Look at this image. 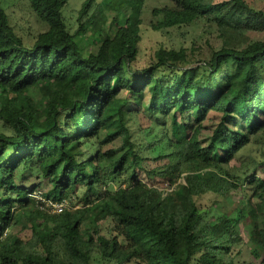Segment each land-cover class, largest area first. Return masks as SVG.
I'll use <instances>...</instances> for the list:
<instances>
[{"label":"trees","instance_id":"16d2710c","mask_svg":"<svg viewBox=\"0 0 264 264\" xmlns=\"http://www.w3.org/2000/svg\"><path fill=\"white\" fill-rule=\"evenodd\" d=\"M28 1L48 24L32 44L0 0V119L12 130H0V264H264V151L242 172L226 168L264 135V37L251 35L264 34V10L155 8L156 30L206 18L222 43L209 59L161 47L135 68L146 0H85L75 28L69 0ZM143 118L160 138L133 130ZM81 186V209L46 204ZM232 188L244 191L237 218L198 208L197 196L227 200Z\"/></svg>","mask_w":264,"mask_h":264},{"label":"rangeland","instance_id":"374dc122","mask_svg":"<svg viewBox=\"0 0 264 264\" xmlns=\"http://www.w3.org/2000/svg\"><path fill=\"white\" fill-rule=\"evenodd\" d=\"M5 6L11 23L14 25L18 34H20L27 44H32L35 37L42 31L48 28L37 16L36 12L30 5L28 0H1ZM85 0H69L68 6L65 8V13L76 27V19L78 10L81 8ZM221 1V0H217ZM257 8L264 10V0H249ZM164 6L173 7L175 6V0H146L143 7L142 19L143 23L141 25V35L142 39L139 43V53L136 61L134 62L135 68H145L149 66L155 59V52L161 48H176L179 49L184 47L188 50L190 55H194L196 58L209 59L213 50L218 49L222 43V38L220 37V31L216 22L206 18H201L192 24H184L181 26L168 25L161 29L156 30L153 26L154 24L161 22L163 20V14L158 16L153 14L155 8H162ZM255 38L264 37V34L253 33L251 34ZM195 64V61H192ZM45 92H48L47 89ZM34 98L39 101L42 99L41 94L35 89L32 91ZM47 94V93H46ZM142 128V131L140 130ZM133 130L140 135L145 137L148 134L147 140L152 141L158 139L161 136V129L156 124L149 123L146 118H143L140 124H134L132 126ZM146 129V130H144ZM0 130L5 131L8 134L12 133V130L4 126V121L0 119ZM144 130V133H143ZM264 151V135L258 134L252 138V142L247 146L241 153L238 154L237 158L232 161L226 168L237 167L238 172H242L247 166L252 163L253 157L261 158ZM151 155L155 154L150 151ZM264 171L260 170L257 177H263ZM143 179L148 184H154L160 188H167L169 186V181L141 175ZM47 190L49 186H42L40 188ZM85 187L81 186L77 190V194L74 195L71 200L65 201V209L79 210L83 206L79 203L80 197L85 192ZM244 191L241 189L232 188L231 197L227 200L217 199L213 192H207L196 197V202L198 208L203 211H209L210 213L223 214L228 213L231 217L237 218V205L239 200L242 198ZM40 196V194H39ZM46 204L50 206V210L54 211L52 203L46 201ZM110 220L104 222L105 228H108ZM107 229H105L106 231ZM244 238L247 241L248 231H244ZM247 245V244H246ZM242 246H244L242 244ZM246 249L248 247L246 246ZM242 259L250 260V255L246 252L242 255Z\"/></svg>","mask_w":264,"mask_h":264},{"label":"built area","instance_id":"2783aa9c","mask_svg":"<svg viewBox=\"0 0 264 264\" xmlns=\"http://www.w3.org/2000/svg\"><path fill=\"white\" fill-rule=\"evenodd\" d=\"M39 194H40V192H38V194L36 195L38 198H41V194H40V196H39ZM52 203V206H53V208H54V211L56 212V213H62V212H64V210H65V201L64 202H61V203H57V202H51ZM48 205V204H47ZM49 206V205H48Z\"/></svg>","mask_w":264,"mask_h":264}]
</instances>
